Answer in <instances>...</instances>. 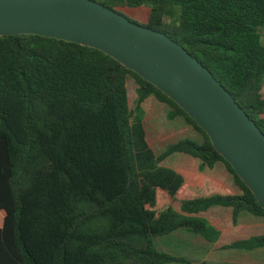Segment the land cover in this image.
I'll use <instances>...</instances> for the list:
<instances>
[{"label":"trees","instance_id":"1","mask_svg":"<svg viewBox=\"0 0 264 264\" xmlns=\"http://www.w3.org/2000/svg\"><path fill=\"white\" fill-rule=\"evenodd\" d=\"M181 45L220 82L264 134V0H93ZM139 24V23H137ZM135 111L154 97L202 136L158 156ZM224 164L241 195L204 180L184 189L161 166L171 154ZM196 215L214 206L264 217V209L175 103L104 53L34 35L0 37V264H169L153 238L187 228L211 232ZM3 219V220H2ZM213 237H216L214 234ZM264 247V234L225 248ZM206 264V263H199Z\"/></svg>","mask_w":264,"mask_h":264},{"label":"water","instance_id":"2","mask_svg":"<svg viewBox=\"0 0 264 264\" xmlns=\"http://www.w3.org/2000/svg\"><path fill=\"white\" fill-rule=\"evenodd\" d=\"M18 35L98 50L153 85L207 135L264 209V134L181 45L93 0H0V37Z\"/></svg>","mask_w":264,"mask_h":264},{"label":"crops","instance_id":"3","mask_svg":"<svg viewBox=\"0 0 264 264\" xmlns=\"http://www.w3.org/2000/svg\"><path fill=\"white\" fill-rule=\"evenodd\" d=\"M260 38L264 47V29L260 30ZM145 140L150 147L146 131ZM150 149L155 155L160 154H156L152 147ZM172 162L177 164L173 166ZM160 165L179 173L184 179V188L187 190H191L190 187L193 186L197 189L192 191H202L205 186L203 181L208 180L212 184L224 187L234 195L242 194L233 176L221 162L207 167L203 166L199 159L183 153H174L166 157ZM172 208L176 213L184 215L180 211L179 203L177 207H174L172 203ZM184 216L204 220L211 232L205 238L187 228H179L170 234L154 237L153 246L156 251L185 260L190 264H264V247L253 250L225 248L233 242L263 235L264 217L242 212L238 215L236 224H233L231 209L223 206H214L199 214ZM214 234L216 237H213Z\"/></svg>","mask_w":264,"mask_h":264},{"label":"rangeland","instance_id":"4","mask_svg":"<svg viewBox=\"0 0 264 264\" xmlns=\"http://www.w3.org/2000/svg\"><path fill=\"white\" fill-rule=\"evenodd\" d=\"M129 19L134 20L132 15H129ZM135 21L139 24L142 23L140 20ZM137 88L138 85L136 80L131 75H127L126 91L128 106L131 111V120L136 117L141 119L143 127L147 133V139L150 147L155 149L156 154H161L167 145L176 143L183 139L201 142L202 136L200 133L193 130V128L180 116H177L174 119H169L168 115L171 108L165 103L158 102L154 97H150L142 105L141 113L135 111ZM167 163L168 162H166V164ZM176 164L177 163L172 162L173 166ZM190 189L192 190L197 188L191 186ZM173 204L174 207H177L178 202L175 201Z\"/></svg>","mask_w":264,"mask_h":264}]
</instances>
